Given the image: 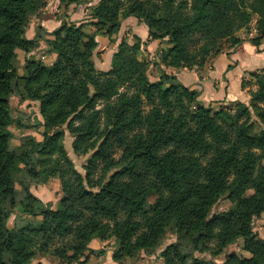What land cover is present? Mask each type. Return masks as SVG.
<instances>
[{
    "label": "trees",
    "instance_id": "16d2710c",
    "mask_svg": "<svg viewBox=\"0 0 264 264\" xmlns=\"http://www.w3.org/2000/svg\"><path fill=\"white\" fill-rule=\"evenodd\" d=\"M44 7L45 0H0V264H30L48 252L64 264H86L87 253H97L89 247L93 240H113L111 257L120 262L141 251L154 254L169 231L176 240L160 250L162 264H216L194 252L216 256L239 238L251 257L229 254L221 264H264V239L252 226L264 214V71L251 73L248 106L214 110L162 70L150 81L138 45L122 40L107 72L96 71L91 59L96 36L115 42L121 22L133 17L149 39H166L168 47L156 52L165 66L201 67L225 42L259 45L264 0H97L88 15L94 33H85L84 23L62 22L45 39L55 62L28 57L19 74L16 50L29 42L30 17ZM252 20L255 36L238 37ZM12 96L38 102L41 140L11 146L13 118L4 105ZM63 125L73 150L90 154L84 175L66 154ZM49 178L60 180L62 198L56 209L37 208L29 186ZM224 194L230 208L213 214ZM18 205L20 215L40 219L8 227Z\"/></svg>",
    "mask_w": 264,
    "mask_h": 264
},
{
    "label": "rangeland",
    "instance_id": "374dc122",
    "mask_svg": "<svg viewBox=\"0 0 264 264\" xmlns=\"http://www.w3.org/2000/svg\"><path fill=\"white\" fill-rule=\"evenodd\" d=\"M96 2H97V0H92L88 4L81 5L82 6L81 9H83V12H82L83 16H82V15L76 14L78 6L76 7L73 4L67 5V6L64 4L60 5L59 0H58V5H56V8L53 11L52 16L56 21H59L58 28L60 27L62 22H65V23L72 22V23H75L77 25L80 23H84L83 24V31L85 33L92 34V33H94L95 28L89 22L90 19H88V15L91 13V8L96 4ZM53 4H54V0H45V7L41 10V13H43V11H45L47 9L52 8ZM37 20L38 19H37L36 15H34V16L32 15L30 17V20H29V23L26 27V30L28 28L34 27V29L36 30V32H35L36 35H34V38L32 40H28L27 38H25V34H24V38L26 39L27 42L28 41L29 42L26 44V46L24 48H18L16 50V57L12 61V65L17 69V72L19 74L23 73V67H24L26 59L28 57H32V58H35L37 60H40L44 65H46V62H48L50 60V57H51L49 55L55 54V53H52L51 51H49L48 47L46 46V50L44 53V55H46V58H45V56L43 57V55H42L43 54L42 51L39 50V48H40L39 42L40 41L45 42V39H47V36H50V35H48L49 32L44 31V29H42L39 26H36ZM254 23H255V20H252V22L250 23V25L246 29H242V30L238 31L237 36L240 38H246V39L255 36L256 32H255ZM130 29H132V27H130ZM130 29L125 30V34H124L125 37L122 36L121 38H119L117 46L122 40H125L131 46L132 45H138V51L136 52V54H137L139 59H142L148 63L147 76H148L150 81H153L154 77L157 75L155 65L153 64L152 60L147 59V56H145V58H142L140 56L141 55L140 54L141 39L137 36L139 34V32H136L134 29H132L133 31ZM37 37L39 39H37ZM50 37H52V36H50ZM35 39H36V41L33 42V40H35ZM128 39H129V41H128ZM165 41H166V39H164V41H159L160 42L159 47L167 48L168 45L165 43ZM228 44H229L228 42L223 43V45H222V53L223 54H228L229 51L233 50V48H229ZM117 46H116V48H117ZM37 49H38V51H37ZM32 52H33V54H32ZM29 54H32V55L29 56ZM98 54L99 53L95 54V52H93V55L91 57L92 62H93L94 58L95 59L97 58ZM155 56H157L156 53H155ZM213 57H216V56H210L207 59V61L205 62V64L201 67H195L194 66V67L187 68V69L202 68V67L206 66V64L209 62V60L212 59ZM44 58H45V60H43ZM157 58H158V61L161 62L165 66V64L159 59L158 56H157ZM54 62L55 61L53 60L47 66L52 65ZM110 64H111V60H110ZM151 66H153V67H151ZM165 67L170 68L167 66H165ZM181 68H185V67H181ZM171 69H173V68H171ZM95 70H96V68H95ZM175 70H177V69H175ZM96 71L107 72V71H101L99 69H97ZM260 71H264V69L249 72L247 78L243 79L244 81H247V82L251 81L250 85L245 84L244 87H242V85H241L243 90L244 89L246 90V99L244 101H234V102L229 103L227 105H212V108L214 110H218L220 107H223L226 109L233 110L236 108L235 106L237 103H242V104L248 106L249 101H250V91L255 89L254 85H252L251 73H257ZM241 84H242V82H241ZM194 91H196V90H194ZM4 106L6 107V109H8L10 111L12 118H13V123L9 127V130L13 134V136L10 140V144L12 147L20 145L25 138L27 139V138L32 137V138H35L37 140H41V134L40 133L43 131V126H41L40 123L43 122V114L39 110L38 102L30 101V100L21 101L18 97L12 96ZM58 129H61L64 133L63 145H64L67 156L73 162L76 170L79 173H81L82 175H84V165L86 164V161L89 158L90 154L80 155L73 150L72 143L74 141V137L69 133L68 129L66 128V125L60 126ZM21 181H22L21 175L16 176L15 187L19 191L22 190L24 187V185L22 184ZM29 190H30L31 194L34 195L40 201L39 205L36 204L37 208L44 205L46 207H50L51 209H56L58 204H59L60 199L62 198V190H61L60 180L58 178H49L45 182L33 183L29 186ZM252 193H253V189L250 188L248 190V194H252ZM149 201L151 203H154V197H151L149 199ZM230 206H231V203H230L227 195L224 194V195L220 196V198L217 200V202L213 205L211 212L213 214L221 213V212L228 210L230 208ZM22 210H23V207L21 205H18L15 207L13 213L9 216V218L7 220L6 224L8 227L13 228V227H15V225L21 226V225H24L28 222L35 223L36 219L37 220L40 219V216L31 217V216H26V215H22V214L20 215V213H22ZM252 226H253V231L256 234V236L258 238L264 239V214L260 215L259 217L254 218L252 221ZM175 240H176V235L173 234V232L169 231L166 233L162 244L160 245V247L158 249H156L154 254L148 255V254H145L141 251L136 256H134L132 258H124L120 262L113 261L112 257H111L112 251L114 250V247L116 245L113 240H107V241H103V242L96 240L98 243H101V245L99 247L95 246V247H97V249H95V251H97L96 254H93V253L88 254L87 253L88 258L86 259V264H162V260L158 257L160 250L163 249L168 244L174 242ZM58 244L59 243L56 242L55 246H57ZM98 251H99V253H98ZM229 254H235L239 258L251 257L250 253L247 252L246 250H244L243 240L240 238L237 239L233 243H228L223 248L221 253L219 255H216V256H213L209 251H200V252L195 251L194 252V256L201 259L202 261H213L216 264H221L224 261L225 257L228 256ZM30 264H64V263L60 262L57 257L52 256L48 252L46 254L37 253L36 256L31 260Z\"/></svg>",
    "mask_w": 264,
    "mask_h": 264
},
{
    "label": "crops",
    "instance_id": "0c3cea01",
    "mask_svg": "<svg viewBox=\"0 0 264 264\" xmlns=\"http://www.w3.org/2000/svg\"><path fill=\"white\" fill-rule=\"evenodd\" d=\"M56 5H58V0H54L53 7L43 11V13L37 17L36 26L41 27L44 31L49 33L58 28L59 21H56L52 16ZM81 7V5L77 7L76 14L83 16V9H81ZM130 27L136 32H139L137 36L141 39L140 56L142 58L147 56V59L152 60L155 65L157 75L154 77L153 81L159 79V70H162L168 75H173L184 86L196 90L198 92L197 100L206 106L209 104L227 105L234 101H244L246 99V90H243L241 87L242 80L247 78L249 72L264 69V38L258 46H254L248 41H245L229 51L228 54L222 53L213 57L206 66L199 69H187L185 67L175 70L166 68L158 61L157 56H155L160 45L159 40L149 39L145 25L140 23L137 19L130 17L121 22L120 30L115 37V42H110L107 37L102 35L96 36L97 47L94 52L95 54L99 53L97 58L93 59L96 70L108 71L110 69V60L112 54L116 50L119 38L124 36L125 30H129ZM35 32L36 30L34 27L28 28L25 32V38L32 40L34 35H36ZM50 38L52 37L47 36V39ZM34 41H36V39L33 40V42ZM39 43V50L42 51L43 57L45 56L46 58L44 53L47 45L44 41H40ZM32 54H29V56ZM49 56L51 57L50 60L46 62V65L56 60V54H51ZM45 58L43 60H45ZM100 245L101 243L93 240L89 247L95 250L97 249L95 246L99 247Z\"/></svg>",
    "mask_w": 264,
    "mask_h": 264
}]
</instances>
